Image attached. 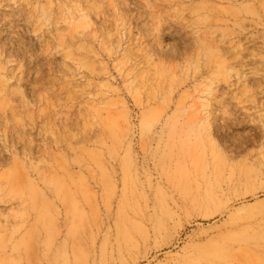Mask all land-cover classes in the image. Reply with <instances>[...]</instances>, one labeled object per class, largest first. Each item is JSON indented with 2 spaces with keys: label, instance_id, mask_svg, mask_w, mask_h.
Segmentation results:
<instances>
[{
  "label": "rangeland",
  "instance_id": "rangeland-1",
  "mask_svg": "<svg viewBox=\"0 0 264 264\" xmlns=\"http://www.w3.org/2000/svg\"><path fill=\"white\" fill-rule=\"evenodd\" d=\"M1 67L0 264H264V0H0Z\"/></svg>",
  "mask_w": 264,
  "mask_h": 264
},
{
  "label": "bare ground",
  "instance_id": "bare-ground-1",
  "mask_svg": "<svg viewBox=\"0 0 264 264\" xmlns=\"http://www.w3.org/2000/svg\"><path fill=\"white\" fill-rule=\"evenodd\" d=\"M64 12V11H63ZM65 13V12H64ZM82 18V19H81ZM124 19V18H123ZM81 20H83V14L81 13V11L75 12V10H71L70 7H67L66 13H65V18L62 21V23H65V25H73L76 22H80ZM78 26H82L83 27V23H78ZM91 22L89 20L88 22V26H91ZM61 30V27L60 29ZM125 37V34L122 36V38ZM130 49V47L128 49H126L127 51ZM125 50L124 54L127 52ZM106 69V68H105ZM0 74L2 76H4V78L6 79L7 82H9L12 79V75L9 72V70L5 67H1L0 69ZM88 85H92L89 81ZM206 97L205 98H200L202 99V103L205 106H209L208 101L210 100V96L212 95V90H206L205 92ZM207 120V118H205ZM204 119V120H205ZM205 123H194V122H190V128L188 129V132H197V144H196V148L197 147H203L204 143L201 139V134H202V130H199L203 127H205ZM204 129V128H203ZM191 146H189V151H191ZM213 154H215V150L213 149ZM214 170L212 171L214 178L216 181H220V179L223 176V173L220 169V165H221V159L216 155V157L214 158ZM206 162L204 161L203 163H201V161H198V165H197V170L198 172H200V177L203 179V181L205 182L204 187L205 188H201L200 182H196L191 178L189 171H185L184 168L181 169V171L183 172L182 178L177 180V177L175 179V172L172 171L171 169H168V176L171 177V179L176 183V186L179 190H181V192L183 193L184 196L191 198L193 201H195L194 203L196 204H201V205H207L209 203H215L218 199L217 196V192L215 191V188L213 186V184L211 183V179L206 175ZM194 182L196 185H194ZM161 207L163 206V202H159ZM132 210L135 212H138L140 210L139 207L135 206L132 208H129L128 205H126V202H123L120 208V214L118 217V228H119V233L122 236V238L124 240H126L127 244H131L133 241V233L132 230L134 229L135 225L133 224V218H132ZM75 216L79 215L78 211H75ZM156 223L159 226L163 225V220L161 217H156ZM228 245V244H227Z\"/></svg>",
  "mask_w": 264,
  "mask_h": 264
}]
</instances>
